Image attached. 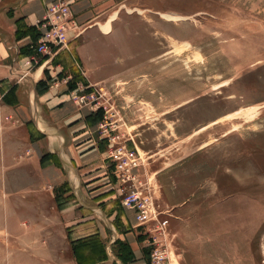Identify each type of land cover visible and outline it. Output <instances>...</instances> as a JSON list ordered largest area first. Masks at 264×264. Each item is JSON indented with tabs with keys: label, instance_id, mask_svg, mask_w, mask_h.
I'll return each instance as SVG.
<instances>
[{
	"label": "rangeland",
	"instance_id": "1",
	"mask_svg": "<svg viewBox=\"0 0 264 264\" xmlns=\"http://www.w3.org/2000/svg\"><path fill=\"white\" fill-rule=\"evenodd\" d=\"M104 2L101 39L76 38L45 65L37 88L63 83L96 114L110 175L97 198L121 238L107 253L108 235L87 212L68 225L78 208L63 184H41L30 146L39 137L4 114L17 88L3 83L0 264H84L86 255L92 264H134L138 249L150 264L157 236L126 220L131 209L108 157L118 145L136 152L138 185L168 220L171 264H264V0ZM26 57L21 67L35 72ZM36 156L57 165L44 151ZM130 229L138 235L126 238Z\"/></svg>",
	"mask_w": 264,
	"mask_h": 264
},
{
	"label": "crops",
	"instance_id": "2",
	"mask_svg": "<svg viewBox=\"0 0 264 264\" xmlns=\"http://www.w3.org/2000/svg\"><path fill=\"white\" fill-rule=\"evenodd\" d=\"M55 0H0V85H11L16 93L15 104H4V114H14L22 126L29 122L36 136L31 146L35 154L34 161L40 167L41 184L54 186L63 184L72 198L76 213L68 216V225L81 221L80 213L87 212L99 226L106 231L108 241L105 249H110L121 238V233L115 227L111 217L104 211L102 202L97 196H105L110 187V175L105 162V154L95 133L96 114L93 109L83 108L72 97V90L63 83H56L50 88L38 92L37 82L42 79L43 69L53 58H58L60 52L50 57L42 56L30 47L39 34L38 22L42 20L46 7ZM84 39H101V25L105 22L104 0H66ZM105 24V23H104ZM111 27V24H110ZM111 32V30H110ZM109 32V33H110ZM104 33L103 34H109ZM69 45L75 40L73 34H68ZM86 42V43H87ZM85 48V47H84ZM26 57V63H35L38 69L28 72L21 67L20 58ZM21 56V57H20ZM39 57H43V62ZM8 88V87H4ZM26 88L25 96L23 90ZM24 96V97H23ZM23 103L22 100H25ZM87 111V112H86ZM13 117V116H12ZM14 117V118H15ZM26 121V123L24 122ZM44 151L57 161V165H39L36 156ZM136 174L137 170L135 171ZM95 190L96 194H91ZM106 201V200H105ZM126 220L134 227L135 216L131 210L125 213ZM135 230H129L126 238L134 236ZM138 235V234H137ZM143 235V234H142ZM136 245V244H135ZM144 242L141 248L144 247ZM136 248L138 249L137 245ZM140 252V250L138 249ZM138 252L134 264H146ZM109 256V254H108ZM118 264V260L112 259ZM71 264V263H70ZM88 264V263H86ZM92 264V263H89Z\"/></svg>",
	"mask_w": 264,
	"mask_h": 264
},
{
	"label": "built area",
	"instance_id": "3",
	"mask_svg": "<svg viewBox=\"0 0 264 264\" xmlns=\"http://www.w3.org/2000/svg\"><path fill=\"white\" fill-rule=\"evenodd\" d=\"M70 11L66 0H55L49 4L42 20L38 22L40 29L37 41L30 48L37 54L47 57L68 49V34L72 33L74 39L80 36L79 26ZM83 99L80 98V102H83ZM108 157L115 164L119 181L122 185H126L123 186V206L133 210L139 225L148 226L145 228V234L157 236L152 239L156 246L149 253L150 264H171L165 239L168 220L161 218L160 213H156L149 191L138 185L137 177L133 173L139 160L136 152L118 145L109 150ZM150 226H154L155 229H150Z\"/></svg>",
	"mask_w": 264,
	"mask_h": 264
},
{
	"label": "trees",
	"instance_id": "4",
	"mask_svg": "<svg viewBox=\"0 0 264 264\" xmlns=\"http://www.w3.org/2000/svg\"><path fill=\"white\" fill-rule=\"evenodd\" d=\"M38 36H39V34H37V37L36 38H38ZM37 40V39H36ZM116 243H118L117 241H116ZM86 248L87 247V244L86 243H84V244H82V245H80V246H76V247H74V251L75 250H78L79 248ZM76 255H78L79 256V254L78 253H76ZM89 256L88 255H86V261L84 262V264L85 263H92V259H89L88 258ZM79 262H80V260H79Z\"/></svg>",
	"mask_w": 264,
	"mask_h": 264
}]
</instances>
